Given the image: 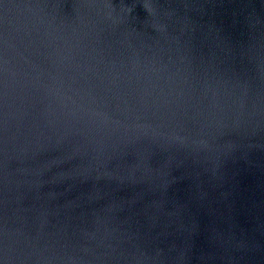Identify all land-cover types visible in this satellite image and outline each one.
<instances>
[{
    "label": "water",
    "instance_id": "1",
    "mask_svg": "<svg viewBox=\"0 0 264 264\" xmlns=\"http://www.w3.org/2000/svg\"><path fill=\"white\" fill-rule=\"evenodd\" d=\"M0 264H264V0H0Z\"/></svg>",
    "mask_w": 264,
    "mask_h": 264
}]
</instances>
